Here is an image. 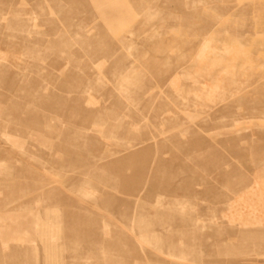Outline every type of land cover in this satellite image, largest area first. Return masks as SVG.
Instances as JSON below:
<instances>
[{"label": "rangeland", "instance_id": "obj_1", "mask_svg": "<svg viewBox=\"0 0 264 264\" xmlns=\"http://www.w3.org/2000/svg\"><path fill=\"white\" fill-rule=\"evenodd\" d=\"M44 244L264 264V0H0V253Z\"/></svg>", "mask_w": 264, "mask_h": 264}, {"label": "crops", "instance_id": "obj_2", "mask_svg": "<svg viewBox=\"0 0 264 264\" xmlns=\"http://www.w3.org/2000/svg\"><path fill=\"white\" fill-rule=\"evenodd\" d=\"M19 220L18 217H16L17 221ZM28 220V219H27ZM24 221V220H23ZM24 224L31 228L32 227V220L24 221L23 223H20V225L24 226ZM45 250H40L39 248H13L12 254L9 256L8 264H31V263H38L40 264L43 260H49V249L45 248V244L43 245ZM47 247V246H46ZM21 253V254H20ZM3 257L0 253V264H4ZM57 263V262H53ZM51 263V264H53Z\"/></svg>", "mask_w": 264, "mask_h": 264}]
</instances>
